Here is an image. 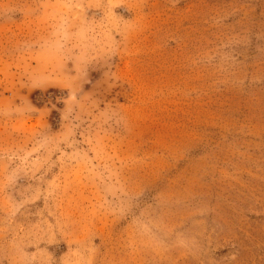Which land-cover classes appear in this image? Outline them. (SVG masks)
<instances>
[{"label": "rangeland", "instance_id": "1", "mask_svg": "<svg viewBox=\"0 0 264 264\" xmlns=\"http://www.w3.org/2000/svg\"><path fill=\"white\" fill-rule=\"evenodd\" d=\"M0 264H264V0H0Z\"/></svg>", "mask_w": 264, "mask_h": 264}]
</instances>
